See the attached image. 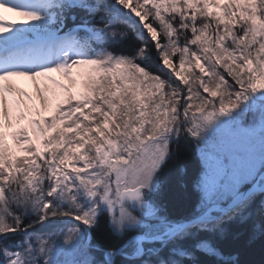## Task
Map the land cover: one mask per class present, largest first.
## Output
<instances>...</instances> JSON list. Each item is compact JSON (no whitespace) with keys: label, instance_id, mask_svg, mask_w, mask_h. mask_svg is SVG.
<instances>
[{"label":"snow or ice","instance_id":"snow-or-ice-1","mask_svg":"<svg viewBox=\"0 0 264 264\" xmlns=\"http://www.w3.org/2000/svg\"><path fill=\"white\" fill-rule=\"evenodd\" d=\"M233 221L264 236V0H0V264H240Z\"/></svg>","mask_w":264,"mask_h":264},{"label":"trees","instance_id":"trees-1","mask_svg":"<svg viewBox=\"0 0 264 264\" xmlns=\"http://www.w3.org/2000/svg\"><path fill=\"white\" fill-rule=\"evenodd\" d=\"M52 75H56L53 73ZM11 131V130H10ZM9 142L11 138L9 137ZM199 168L194 153L181 144L161 172V189L156 202L172 217L186 216L191 212L196 196L191 180ZM223 235L213 237V243L225 254H236L240 264H264V236L251 239L248 223L233 221L225 224ZM204 264H213L214 258L201 254Z\"/></svg>","mask_w":264,"mask_h":264},{"label":"rangeland","instance_id":"rangeland-1","mask_svg":"<svg viewBox=\"0 0 264 264\" xmlns=\"http://www.w3.org/2000/svg\"><path fill=\"white\" fill-rule=\"evenodd\" d=\"M5 15H7L9 19H19L18 17H16L12 13H6ZM55 77H56V79L60 80L62 83H67V81H65L63 79V77L59 76L58 74H56ZM15 82L17 83L18 86L24 88L30 94L34 95V92L32 91L33 90L32 89L33 86H32L31 81H27V80H24V79H17ZM37 106H39L38 103H37ZM21 123L26 124V121H22ZM10 130L11 129H5V131H10Z\"/></svg>","mask_w":264,"mask_h":264},{"label":"bare ground","instance_id":"bare-ground-1","mask_svg":"<svg viewBox=\"0 0 264 264\" xmlns=\"http://www.w3.org/2000/svg\"><path fill=\"white\" fill-rule=\"evenodd\" d=\"M32 89H33L32 91L34 92V87Z\"/></svg>","mask_w":264,"mask_h":264}]
</instances>
